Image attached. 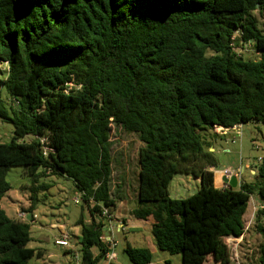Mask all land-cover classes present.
<instances>
[{
    "label": "trees",
    "instance_id": "obj_1",
    "mask_svg": "<svg viewBox=\"0 0 264 264\" xmlns=\"http://www.w3.org/2000/svg\"><path fill=\"white\" fill-rule=\"evenodd\" d=\"M255 11H264V0H0V120L12 125L10 141L0 142V199L13 166L29 174L31 210L49 186L38 182L43 173L71 179L90 216L75 221L72 264H96L109 251L96 217L117 207L114 124L142 143L132 215L150 225L156 248L179 253L181 264L207 256L228 263L225 238L244 232L255 192L264 264V157L256 181L235 188L215 185L205 165L211 141L224 136L214 125L264 122V22ZM247 44L257 58L236 51ZM43 145L52 150L44 154ZM178 171L201 178L194 194L169 196ZM29 232L28 221L0 205V264L42 256L28 246ZM123 250L132 264L152 260L148 247Z\"/></svg>",
    "mask_w": 264,
    "mask_h": 264
},
{
    "label": "rangeland",
    "instance_id": "obj_2",
    "mask_svg": "<svg viewBox=\"0 0 264 264\" xmlns=\"http://www.w3.org/2000/svg\"><path fill=\"white\" fill-rule=\"evenodd\" d=\"M260 26L264 22V11H255ZM236 51L245 58H257L259 51L254 50L248 44L243 48L236 47ZM6 74V67L0 66V76ZM7 92L2 89V97L7 99ZM12 125L0 120V142H8L11 139ZM227 143L216 139L215 149L207 152V159L212 162L206 163L214 177V184L219 185L223 169L232 171L238 181H256L257 176L251 170H257L261 158L264 157V122L248 121L238 126V131L227 130ZM26 139H29L27 137ZM110 152L112 162L111 174V196L117 205L120 200L125 203L120 210L134 208L137 203V181H138V151L142 146L141 141L134 132H128L120 126L111 124L110 129ZM228 146V150H226ZM212 165V166H211ZM41 171V170H40ZM6 180L10 189L0 199V205L11 218H17V212L24 210L28 213L27 220L30 223L29 247L41 249L47 261L69 264L76 263L75 254H79V245L73 248V253L65 252L63 246L55 244V235L59 231L71 230L80 213L86 217L88 212L82 201L74 202L78 196L77 189L71 179L51 174L47 171L38 178V182L47 183L45 190L37 193V201L31 210L30 203V177L23 166H13L6 173ZM200 177H194L191 172H175L168 185V193L171 198H185L194 194L201 186ZM260 207V198L257 193L251 194L248 206L244 213V232L239 237L225 238L228 260L226 264H259V245L261 235L255 228V215ZM31 214L36 219L31 221ZM103 234L109 233L106 226L101 229ZM146 236H152L150 231L129 230L127 232L113 231L116 245L113 248L119 256V260L111 264H132L127 258L124 247L129 243L135 247H150ZM152 260L150 264H181L179 253H169L153 247ZM36 259L32 258L27 264H34ZM77 260V259H76ZM100 260V259H99ZM98 260V261H99ZM203 264H222L215 262L211 256H207Z\"/></svg>",
    "mask_w": 264,
    "mask_h": 264
},
{
    "label": "crops",
    "instance_id": "obj_3",
    "mask_svg": "<svg viewBox=\"0 0 264 264\" xmlns=\"http://www.w3.org/2000/svg\"><path fill=\"white\" fill-rule=\"evenodd\" d=\"M220 140H223L224 142L227 143V139L224 136H221V138L219 137ZM218 140V139H217ZM216 139L211 141V147H209V150L212 151L215 149V144H216ZM228 146L226 148V150H228ZM252 172H254L255 170L252 169ZM237 181H238V177H237ZM223 174L221 172V180L218 186H222L223 183ZM239 183V181H238ZM216 185V184H215ZM238 185V184H237ZM125 201L124 200H120L117 207L115 209H113L110 212V218H104V217H96V221H101L102 222V226L105 225L108 232L107 234H103L102 233V240H104L107 244H108V252L107 254L100 258L99 261L96 262V264H111L112 261H117L119 260V256L116 253V251H114V247L116 245V240L113 237V231L115 230L116 232H127L129 230H136V231H150V225L142 220H138L136 219L133 215H132V210L133 208H129V209H125V210H120L118 209L119 207H122L124 205ZM90 219V216L88 215L86 217V221H88ZM102 229V227H101ZM62 233H68L69 234V242H70V246L65 248V252L66 253H73V248L78 244L77 243V236H79L80 234V227L78 225H75L71 230H63V231H59V234L55 235L57 237H59ZM146 238L148 239V242L150 244V247H148L150 249V251H152L153 247H156L153 241L152 236H146ZM33 248V247H32ZM42 256L39 258H35L36 260L34 261V264H60V262H55V261H47L44 257V253L41 249H38ZM91 251L93 253V255L98 254L99 250L96 246H93L91 248ZM112 255V257H111ZM69 264H72V261H69Z\"/></svg>",
    "mask_w": 264,
    "mask_h": 264
},
{
    "label": "built area",
    "instance_id": "obj_4",
    "mask_svg": "<svg viewBox=\"0 0 264 264\" xmlns=\"http://www.w3.org/2000/svg\"><path fill=\"white\" fill-rule=\"evenodd\" d=\"M238 126L239 125H234V126H231V127H223V126H216L214 125L213 127V131L216 132V133H219L221 135H226V132L227 130H235V131H238ZM37 137V135H36ZM44 138H40V141L41 142H44ZM43 153L45 154L47 151L49 150H52L50 147L46 146V145H43ZM222 174L223 176H226V177H230L231 175H235L232 171L228 170V169H223L222 171ZM223 186H228V183L227 182H223L222 183V187ZM80 193H78V196H75L74 197V202L78 203L80 201ZM27 215L28 213L24 210H19L17 212V218L20 219V220H24V221H29L27 220ZM102 216L104 218H110V213L107 211V209H104L103 210V213H102ZM36 219V215L35 214H31V221L35 220ZM54 242L55 244L59 245V246H63V247H69L70 246V242H69V234L68 233H62L59 237H56L54 239ZM112 257V255H111ZM77 259V260H76ZM79 260V255L75 254V261L78 262Z\"/></svg>",
    "mask_w": 264,
    "mask_h": 264
},
{
    "label": "water",
    "instance_id": "obj_5",
    "mask_svg": "<svg viewBox=\"0 0 264 264\" xmlns=\"http://www.w3.org/2000/svg\"><path fill=\"white\" fill-rule=\"evenodd\" d=\"M200 179L201 178H199V180ZM223 181L227 182L228 185L231 186L232 188H235L237 186V184H238L236 175H231L230 177L223 176Z\"/></svg>",
    "mask_w": 264,
    "mask_h": 264
}]
</instances>
